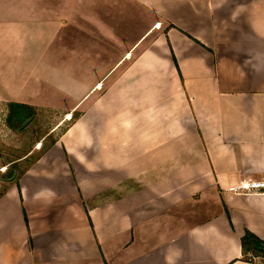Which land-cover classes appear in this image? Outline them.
I'll return each mask as SVG.
<instances>
[{
    "label": "crops",
    "instance_id": "crops-1",
    "mask_svg": "<svg viewBox=\"0 0 264 264\" xmlns=\"http://www.w3.org/2000/svg\"><path fill=\"white\" fill-rule=\"evenodd\" d=\"M0 100L76 114L0 264H264V0H0Z\"/></svg>",
    "mask_w": 264,
    "mask_h": 264
},
{
    "label": "rangeland",
    "instance_id": "rangeland-1",
    "mask_svg": "<svg viewBox=\"0 0 264 264\" xmlns=\"http://www.w3.org/2000/svg\"><path fill=\"white\" fill-rule=\"evenodd\" d=\"M10 103L0 100V195L19 182L75 118L59 110L31 108L24 112L28 115L24 121L11 126L8 123ZM9 171L13 172L10 176Z\"/></svg>",
    "mask_w": 264,
    "mask_h": 264
},
{
    "label": "trees",
    "instance_id": "trees-1",
    "mask_svg": "<svg viewBox=\"0 0 264 264\" xmlns=\"http://www.w3.org/2000/svg\"><path fill=\"white\" fill-rule=\"evenodd\" d=\"M9 105H10L9 106L10 112L8 115V123L11 126H13L15 122L19 120L24 121L28 116L24 112L31 110L29 106L20 103L12 102ZM73 116L76 117V114H74ZM12 173H13L12 171H9L8 172L9 176L12 175ZM3 193L0 195V197L3 195ZM242 248H243V252L245 253L248 251H252L253 253H261L264 256V242L261 241L259 238H257L251 232H246L245 236L242 238Z\"/></svg>",
    "mask_w": 264,
    "mask_h": 264
},
{
    "label": "built area",
    "instance_id": "built-area-1",
    "mask_svg": "<svg viewBox=\"0 0 264 264\" xmlns=\"http://www.w3.org/2000/svg\"><path fill=\"white\" fill-rule=\"evenodd\" d=\"M250 190V189H264V180L261 181H252L247 184H243L239 187H232L231 190L238 191V190Z\"/></svg>",
    "mask_w": 264,
    "mask_h": 264
}]
</instances>
